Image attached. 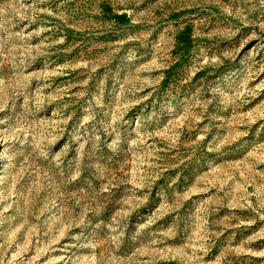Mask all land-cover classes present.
<instances>
[{
    "label": "rangeland",
    "instance_id": "rangeland-1",
    "mask_svg": "<svg viewBox=\"0 0 264 264\" xmlns=\"http://www.w3.org/2000/svg\"><path fill=\"white\" fill-rule=\"evenodd\" d=\"M0 264H264V0H0Z\"/></svg>",
    "mask_w": 264,
    "mask_h": 264
}]
</instances>
